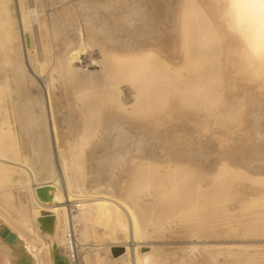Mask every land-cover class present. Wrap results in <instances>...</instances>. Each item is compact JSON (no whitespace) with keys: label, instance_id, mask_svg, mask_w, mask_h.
<instances>
[{"label":"bare ground","instance_id":"1","mask_svg":"<svg viewBox=\"0 0 264 264\" xmlns=\"http://www.w3.org/2000/svg\"><path fill=\"white\" fill-rule=\"evenodd\" d=\"M199 1L185 0L183 1L184 4L182 3L183 5L173 7L172 20L176 27V37L175 40L167 41L165 43L167 45L170 44L169 49L161 47L162 44L157 42L150 44V47L147 46L137 52L136 50H131L132 52L125 54L122 57H115V62L113 61L112 63H117L114 68L117 69L119 73L116 75L114 74L113 69H110V66L106 64L105 65L109 67L110 71L105 66V68H101L103 70L101 75H93L91 70L92 74L82 70L79 66L77 67V64L79 63V55L81 54L75 53L78 52L75 50H73L75 52H70V50H72L70 48L67 49L69 52H66L64 59L61 62L56 63L60 72L68 77L67 80L70 77L75 78L76 87L79 89L78 93L76 92L78 96H75L79 102L78 105L81 109L83 123L82 132L75 138L71 148L63 152L61 151V160L58 159L56 162H53L54 156L51 154V159L53 157V161H47L45 166L40 167L38 173L34 172L27 163V156L21 152L18 134L19 129L17 127L14 129L7 120H2L0 124V193L3 194L4 192H8L11 195L12 191L18 190V192H21L22 197H24L21 204H19L20 206H15L14 204L20 229L19 231H11L4 239L5 248H3V252L5 253V264H40L38 254L35 251L36 242L38 244L45 242V236L52 233L54 225H57L59 222V216L65 214L66 208L72 206L76 207L74 211L75 214H72L73 222L75 223V221H77L83 227L81 231L82 235L85 237L96 236L102 238V241L105 239L109 240L108 248L105 247L107 248V254L104 257V261L109 262H116L127 257L128 262L134 263L141 257L142 253L146 256L147 260L153 261L160 259L163 264L165 261L164 252L159 250L151 240H148L150 234L157 230L175 229L178 227L189 228L190 230L196 231L201 221L206 226V220L203 218V215H208V217H212L213 215L219 216V214L223 212H218L216 210L219 213L218 214L214 210L216 206L218 209V205L223 202L222 199L225 200L223 206H226L228 201L239 197L238 206H240L242 211H245L246 215H248L247 217H249L248 219H245L246 217H244L243 219H245V221L243 220L242 222L247 224L248 229L264 235V173L261 175L254 174L249 171L250 167L248 168L245 165L244 167L238 165L241 163L238 162V160H234L237 164L234 163V161L229 159L231 154L228 155L224 153V150L229 149V145H231L230 143H233L230 139L232 135H229L233 131L230 133L226 131L228 127L225 125V123L230 120L229 115V120L225 122L222 121L224 124L222 123V125H218L217 127L214 125L215 128L211 130L209 122H207V124L203 123L206 124L205 126H209L202 129L203 131L206 130L205 132L207 136H210L212 140L211 142L207 139V141L199 140L200 142L197 140L199 142H196L198 145H194L196 143L191 144V142L195 140L191 138V142L187 141L188 139L179 133L181 127L178 129L179 126H174L175 124L172 125V122H175L174 118H172L171 121L169 120L171 126H168L166 118V122H164V124L167 123L166 126L159 124L164 119L160 120L159 123H156L157 120L155 122H152L151 120V123H156L160 129H163L161 126L165 127L166 130L167 128H171L169 130L171 138H166V141L159 140L161 141L159 143L154 142L148 144L146 142V136L148 134L146 136L144 135L146 134V131L144 130L148 128V126H144L145 121L137 120L136 122L128 121V123H122L120 121L105 119V121H103L99 117L101 110L105 106L111 105V102L112 104L121 103L128 106L130 105V101L127 103L122 102L121 99L123 95L120 91L122 88L121 85H123L120 83L125 80L127 81L130 78L131 82L135 84L124 88V95L131 94L134 91L140 92V90H146L147 92L140 105L158 103L163 97H166L162 92H164L167 88L166 86L169 84L172 85L173 89L177 88V90L175 89L176 93L173 95L174 99L183 100L184 93L179 91L181 88L183 90L189 89L194 92L192 96L186 97L189 101L197 102L202 99H207V95L211 92L209 88L214 84L218 72L220 71L221 66H223V61L221 60L222 56L227 57V55L229 56L231 53H237V49L233 46L235 43L233 45L230 43L233 42L231 39L232 37L236 42L243 43V47L240 52L238 51L239 57L237 56V59L231 58L226 60L227 65L231 66L233 64L234 66H239V68L242 69H240L241 71L247 73L252 80L257 83L259 92L264 95V8L260 7V0H216V5L211 9H209V7L208 11L206 8L204 9L205 6L202 7V5H205L203 1H200L203 3L202 5ZM3 2L5 3V0H3ZM22 17L21 32L23 35H21L23 38L30 39L29 31L31 34L30 28L32 27V21H28L26 14H23ZM8 23L10 22L8 21ZM1 27L2 25L0 28ZM4 33L5 32H3V34ZM227 35L231 37L229 38ZM226 36L228 37L226 40L228 41L227 43H225ZM9 39L10 37L8 40ZM0 41H2V39ZM85 43L87 42L85 41ZM80 46L81 45L78 44V47ZM85 49L83 50V53L85 52ZM96 55L98 56V54ZM169 57L172 60L175 59L177 63L172 64ZM109 62L111 63V61H108V63ZM225 64L224 66H227ZM100 66L102 67V64ZM106 68L108 70H106ZM229 68H226L227 71ZM226 69L222 68L223 71H226ZM232 69L230 71L234 73L236 69ZM240 70H237V73H235L238 74V71ZM105 71L106 74L104 73ZM129 71L130 73H128ZM80 73L81 76L79 75L78 77L77 75ZM184 73H186V76L183 75ZM39 79L43 84V88L47 90V82L42 79L40 75ZM117 83H119V85H117ZM60 88L62 87L60 86ZM106 94L112 96L111 100L109 99L110 101H105ZM1 96L2 94H0V97ZM197 104L199 103H196V106ZM222 117L225 118V116ZM243 118L241 120L242 122L244 121ZM220 119L222 120V118ZM188 120H191V118ZM193 121L194 120H192V122ZM232 121L236 124L235 120ZM243 123H240V125H244ZM230 124L233 126V122ZM260 124L261 128L264 127V123ZM249 125L252 127L251 124L248 123V126ZM158 126L157 128L159 130ZM103 127H106L108 131L110 128H113V133L109 134L107 132L104 135L100 132ZM149 127H151V124ZM243 127H246V125ZM217 128L220 130L217 131ZM236 129L238 128L236 127ZM158 130L157 132L155 131V134L158 133ZM98 131L99 134H101V137H105L101 148L102 150L100 151L101 153H98L100 155V159L98 158L99 166L113 163L116 165H122L124 169L125 167H129V170L126 168L129 171L128 178L135 182L128 195L132 201L116 196L112 189L101 187V185L95 187V189L90 192L88 191L81 194L75 193L80 186H83L85 181V176L82 172L84 157L83 149L86 145L91 143V139L99 137ZM151 133L153 134V132ZM235 134L238 133L235 132ZM161 135L159 137H163ZM252 137L254 136L252 135ZM49 143H51V141ZM210 145L215 146L216 150L213 149L214 152L216 151V154L209 153L210 150H208V148H212V146L209 147ZM231 146H234L235 148V145ZM239 146L240 145H238V147ZM117 147L120 149L115 151L114 154L120 155L119 158L116 157V155L108 154V156H105L104 153L106 150ZM258 147H260V145ZM261 148L262 147H260V149L258 148V150L261 151ZM231 149L232 148H230L229 151ZM238 151L239 150H236L235 152ZM259 154L261 155L260 152ZM231 156L233 157V155ZM239 156L240 155L238 154V158H233L239 159ZM54 163H56V166ZM96 164H94L95 167ZM126 169L125 171H127ZM56 171L57 173L59 171V177L61 176L60 179L64 178V186L60 187V189L58 185L59 180L55 177ZM253 171L255 170L253 169ZM113 173H116V171H113ZM112 175L117 177V175ZM14 176H17V180ZM98 176L100 178L105 177L101 173H99ZM120 176H118L117 179H119ZM114 177H111L112 180L116 179V177L115 179ZM165 179L167 181L166 184H168L167 186L163 183ZM110 182L108 185H110ZM113 182L114 181L111 183ZM151 185H157L159 188L163 187L165 189L161 190L160 188V192L157 190L158 194H162V192L163 194L164 192L167 194L170 192L172 194L170 207L164 203L165 201H161V199L165 198L167 194L165 196L162 194L160 197L157 195L156 198H158L156 199L154 197L155 193L153 194V191L156 190V188L153 189ZM255 185H259L260 189L257 192L258 198L256 197L252 200L253 198L250 199L248 196L253 194L244 195V190L251 189ZM169 194L166 198H168ZM11 196H13V194ZM11 196H9V200ZM208 198H210V201L213 199V201L215 200L218 203V205H215L216 202L214 201L215 208L211 207L214 212H216V214H212V216L210 215V210L208 212V203H210ZM217 200H220V202ZM213 201L210 205H212ZM206 203L208 205H206ZM256 203H261V206L256 205ZM156 204H160L158 205V207L160 206V209L158 212L155 211L157 212L154 216L155 218L150 217L147 222L141 220L140 212L145 209H150L152 214V211L155 210L154 206H156ZM9 205H11L10 202ZM32 206H35L39 211L37 217L32 212ZM205 206H207V212L209 214L207 212V214H204L205 211L203 210H206ZM227 206L225 208L226 211L225 209L224 211L228 215L232 214L231 209L227 208ZM158 207L156 209H158ZM202 207H204V209ZM201 208L203 214L200 211ZM219 208L221 210L222 207L219 206ZM213 210L211 212H213ZM240 210L239 212H241ZM172 212L173 215L175 213V217L168 214H172ZM199 212H201V214ZM147 213H149V211ZM198 213L202 215L201 217L204 220H201V217H199L201 221L199 219L195 220ZM222 214L223 215L220 216H224L225 213ZM145 215L147 216V214H144V216ZM151 216H153V214ZM193 217L196 218L194 219ZM212 218H214V216ZM217 219L220 218H214V222L211 219L212 223L209 222L207 225H214L213 223H215ZM192 220L198 222L194 223ZM222 220L220 219L221 222L225 221ZM135 222L137 226L134 225ZM197 223L198 226L196 225ZM216 224L218 223L216 222L215 225ZM149 226H152V229H149ZM66 227L68 238L64 234L62 235L66 251L64 256H59L57 254L60 259L59 264H66V260L68 259V255L66 254L67 251H71L69 254V261L71 264H83L87 258V254L83 257L80 255L79 250L81 249H79L76 242H73V238L71 239L70 235L71 233H69V229L73 230V228L71 225L70 227L66 225ZM56 243L57 240L53 238L52 246L54 250L56 249ZM205 244L207 245V241ZM118 247L123 248V250L117 253L115 249ZM132 249H135L134 252H132ZM219 253L221 254V252Z\"/></svg>","mask_w":264,"mask_h":264},{"label":"rangeland","instance_id":"2","mask_svg":"<svg viewBox=\"0 0 264 264\" xmlns=\"http://www.w3.org/2000/svg\"><path fill=\"white\" fill-rule=\"evenodd\" d=\"M183 1L185 0H5L4 3L3 0H0V24L2 22V29L0 28V40L2 39V41H0V94H2L0 97V124L2 120H7L8 123L11 124V127H14V129L17 127L19 129L18 134L21 152L27 156V163L34 172L38 173L40 167L45 166L47 161H53V157L51 159L52 155L54 156L53 162H56L58 159L61 160V151L69 150L73 145L75 138L82 132L83 119L80 106L78 105L79 102L75 96L79 91L76 87L75 78L70 77L68 81V77L60 72L56 63L61 62L64 59L66 52H69L67 49L70 48L72 49L70 52L78 51L75 53L81 54L79 55V63L77 64V67L79 66L82 70L88 73H91L92 71L93 75H101V72L103 71L101 68H105L106 65H109L110 69H113L114 74L116 75L119 73L117 69L114 68L117 63H112L113 61L115 62V57H122L125 54L132 52L131 50H136L137 52L138 50L157 42L162 44L161 47L167 49L170 48V44L167 45L165 43L167 41L175 40L176 37V27L172 20L173 7L183 5ZM200 1H203L205 5H202L203 3ZM200 1L199 3H201L202 7L205 6L204 9L206 8L207 11L209 7V9H211L216 5V0ZM17 4H20V10L22 6L21 12ZM23 14L27 15L28 21H32H30L32 25L30 28L31 34L29 31L30 39L23 38L22 36L21 27ZM8 21L10 23H8ZM3 32L7 33L3 34ZM8 32H10L12 36ZM227 36L225 37V41L228 39ZM9 37L10 41L8 40ZM230 37L231 36H229V38ZM231 39L233 42L230 43H232V45L235 43L233 46L237 49V53H231V55H227V57L222 56L221 60L223 61V66H221L214 84L209 88L211 92H209L210 95H207V99H202L197 102L189 101L186 97L192 96L194 92L189 89L183 90L182 88L179 91L184 93L183 100L174 99L173 95L176 93L175 91L177 88H175V90L172 88V85L169 84L166 86L167 88L164 92H162L166 97H163L158 103L140 105L147 92L146 90H140V92L134 91L131 94L125 93L126 95H124V88L135 84L131 82L130 78L127 81L125 80L120 83L123 84L121 85L122 88L120 91L124 96H122V102L127 103L130 101L132 104L130 103L128 106L121 103L112 104L111 102V105H107L101 110V113L99 114L100 119L103 121H120L122 123H128V121L136 122L137 120L145 121L147 124L144 122V126H148V128L144 130L146 131V134L144 135L146 136L148 134L146 136V142L148 144L154 142L159 143L162 140L166 141V138H171L169 135V130L171 128H167L166 130V128L162 126H166L167 123L168 126H171L169 120L171 121L172 118L175 119V122H172V125L175 124L174 126H179L178 129L183 126L182 129L180 128L181 130L179 129V133L187 138V141L191 142V138L195 140L191 142V144L196 142L199 143V140H209L211 142L212 138L207 136L205 132L206 130L203 131V129L209 126H211L210 130L214 129L230 119L225 123L229 129L226 131L229 133L233 131L229 134L232 136L229 137L234 143L231 142L230 144L235 145V148L234 146L229 145V149L232 148L230 150L232 153L229 149L224 150V153L228 155L231 154L234 158H238L237 156L239 154V159H234L231 155L230 157L232 159L230 157L229 159L231 161L238 160V162H241L238 165H241L242 167H244V165L248 168L250 167L251 170L249 169V171L254 174H263L264 129L262 128L264 127L261 128L260 123H264V95L259 92L257 83L253 81L247 73L241 71L242 69L239 68V66L237 67V65L234 66L233 64L231 66L227 65L226 60L231 58L237 59V56L239 57L238 51L240 52L243 47V43L236 42L233 37ZM85 41L87 43H85ZM227 42L228 41L225 43ZM78 44L81 46L78 47ZM81 47L82 49L80 50ZM84 49L85 52L83 53ZM96 54H98V56ZM170 57V62L176 64L177 61L175 59L172 60ZM80 59L83 62H81ZM108 61H111V63H108ZM101 64L102 67L100 66ZM224 64L228 67L224 66ZM106 67L109 69L108 66ZM229 67L234 68L232 69ZM107 68L106 70H108ZM222 68H229V72L227 69L226 71H223ZM231 69H236V71L232 73V71H230ZM237 70H240L238 71V74H236ZM104 73L106 74V71ZM128 73H130V71ZM38 74L47 82V90L43 88V84L41 83ZM79 75L81 76V73L77 76L79 77ZM183 75L186 76V73ZM117 85H119V83H117ZM60 86L62 88H60ZM111 98L112 96L109 94L105 95V101L109 99L111 100ZM196 103L199 104L196 106ZM228 115L230 117L229 119ZM222 116H225V118ZM241 117H244V123L241 121ZM165 118L168 122L164 124V122H166ZM190 118L191 120H188ZM220 118H222V120ZM162 119L164 120L160 122ZM231 119L235 120L236 124ZM151 120L152 122L157 120L156 123L160 122V125L163 124L161 126L163 129H160L156 123L152 124ZM192 120L195 122H192ZM207 122H209V126H205ZM229 122H233L234 127ZM149 123L151 124V127H149ZM240 123H243L244 125H240ZM248 123L251 124L252 127H250V125L248 126ZM214 125L216 126L214 127ZM245 125L246 127H243ZM236 127L238 129H236ZM217 129V131L220 130L219 128ZM113 130V128H110L108 131L106 127H103L100 132L104 135L107 132L112 134ZM157 130L158 133L155 134V131L157 132ZM151 132H153V134ZM235 132L238 134H235ZM160 135L163 137H159ZM252 135L254 137H252ZM98 136V138L91 139V143L86 145L83 149L84 157L82 172L85 176V181L83 183L85 188L80 186L75 193L81 194L88 191L90 192L93 191L95 187L101 185V187L112 189L116 196L130 201L131 199L128 195L135 182L128 178L129 167H125V169H128L125 171L124 167L119 164L116 165L112 163L99 166V154L101 153L100 151L102 150L101 148L105 137H101L99 131ZM50 141L51 143H49ZM253 141L257 143H254ZM197 143L194 145H198ZM238 145H240V148ZM259 145L262 147V152L258 150V148L260 149V147H258ZM211 146L212 148H208V150H210L209 153L216 154V151L214 152L215 146L210 145L209 147ZM112 149L109 148L106 150L104 153L105 156H108V154L116 155L114 154L115 151H118L120 148L117 147ZM235 149L239 151L235 152ZM117 155L116 157L119 158L120 155ZM93 163L98 164H96L95 167ZM234 163L236 162L234 161ZM54 165L56 166V163H54ZM119 168L122 169L120 170ZM253 169L255 171H253ZM113 171H116V173H113ZM99 173L103 174L105 177L100 178L98 176ZM112 174L117 175V177L121 176L119 179L115 176V179ZM55 177L59 180L58 185L60 189V187L64 186V178L60 179L61 176L59 177V171L58 173L57 171L55 172ZM111 177H114L115 180H112ZM14 178L17 180V176H14ZM110 181L114 182L111 183ZM109 182L110 185H108ZM163 183L166 186L168 185L166 184V179ZM151 187H153V189L156 188V190L153 191V194H156H154L155 198L157 195L160 197V195L163 194V192L162 194H158L161 187L159 188L157 185H151ZM162 189L164 188L162 187L161 190ZM259 189L260 186L255 185L251 189L244 190V195L253 194L248 197L250 199L253 198L252 200H254V198L258 196L257 192ZM17 192L18 190L12 191L13 196L8 192H4L5 194L0 193V264H5V253L3 252V248H5V237L11 231H19L20 229L14 204L15 206H20L19 204H21L24 197H22L20 191ZM166 194L167 193L164 192L163 196ZM9 196H11L10 200ZM171 196L172 194L170 193L168 198L161 197L162 199H160L161 201H165L164 203L170 207ZM209 199L210 198H208V201H210ZM238 199L239 197L228 201V204L226 203V206L228 205L227 208L231 209L233 215H228L225 212L226 206H223L224 199H222L223 202L219 205L214 200L216 202L215 204L213 199L212 205H210L212 201L208 203L209 205L206 203L209 207L208 212L210 210L211 216L212 214H216L217 211H223L222 213H225L224 216H220L223 214H219L218 212L219 216H213L215 219L220 218L222 220L223 218L226 222H221L220 219H217L218 221L216 220V222L218 224L215 225V222L213 223L214 225H212L211 219L214 222V218H212L213 216L208 217V215H203V218L206 220L205 226L201 221L204 219H202V215H200L201 212L203 214V211H205L204 214L208 213L207 206H205L206 210L202 211V208L204 209V207H202L197 218L193 217L194 219L196 218L195 220H198L199 217H201V220H199L202 224L200 222L199 226L198 223L196 224L198 226L196 231L190 230L189 228L178 227L175 229L157 230L156 232L151 233L148 240H151L159 250L164 252L165 257H163L165 258V261L163 264H264V235L248 229L247 224L242 222L249 217H247L248 215H246L245 211L243 212L241 207L238 206ZM8 200L11 205H9ZM220 200L217 201L220 202ZM214 204L218 205V209L217 206L216 208L214 207ZM158 205L160 204L154 206L155 210H153L154 212L152 211L153 216H151L150 209H145L143 210L144 212H140L141 220L147 222L150 217L155 218V214L160 209V206L158 207ZM256 205L261 206V203H256ZM219 206L222 207L221 210ZM157 207L158 209H156ZM211 207H214V210L217 211L214 212ZM210 208L213 212H211L212 210ZM75 209V206L66 208L65 214L59 216L60 220L57 225H54L52 233L45 236V242L39 244L36 242L35 251L38 254L40 264H59L60 259L58 257L64 256L66 251L62 239L63 234L67 237L66 225L69 227L71 225L73 228V230L69 229L70 231H68L71 233L70 235L71 239L73 238V242H76L79 249H81L79 250L80 255L83 257L87 254V258L83 264H162L160 259L153 261L147 260L146 256L142 253L141 257L134 263L128 262L127 257L116 262L104 261V257L107 254L109 240L105 239L102 241V238L96 236L85 237L82 235L81 231L83 227L79 222H73L72 214H75ZM239 210L242 213L239 212ZM148 211L149 213H147ZM32 212L36 217L39 215V211L35 206H32ZM144 214H147V216H144ZM168 214L175 217V213L173 215V212L172 214ZM224 217H226L227 220ZM244 217L246 218L243 219ZM193 220L192 222L194 223L198 222ZM209 222H211L210 226L207 225ZM134 225L137 226L136 222ZM151 227L152 226H149V229ZM53 238L57 240L58 243L55 245V250L52 246ZM206 241L207 245L205 244ZM115 250L118 253L122 251L123 248L118 247ZM134 250L135 249H132V252H134ZM68 252L69 251L66 253L68 255V261L66 260V264H71L69 261V254L71 251ZM219 252H221V254Z\"/></svg>","mask_w":264,"mask_h":264},{"label":"snow or ice","instance_id":"3","mask_svg":"<svg viewBox=\"0 0 264 264\" xmlns=\"http://www.w3.org/2000/svg\"><path fill=\"white\" fill-rule=\"evenodd\" d=\"M260 7L264 8V0H260Z\"/></svg>","mask_w":264,"mask_h":264}]
</instances>
